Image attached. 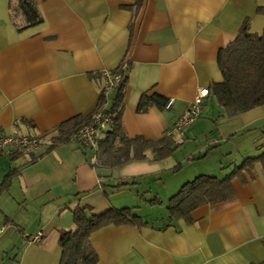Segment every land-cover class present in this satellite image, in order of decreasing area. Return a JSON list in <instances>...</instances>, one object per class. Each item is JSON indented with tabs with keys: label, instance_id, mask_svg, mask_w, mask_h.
Wrapping results in <instances>:
<instances>
[{
	"label": "crops",
	"instance_id": "0c3cea01",
	"mask_svg": "<svg viewBox=\"0 0 264 264\" xmlns=\"http://www.w3.org/2000/svg\"><path fill=\"white\" fill-rule=\"evenodd\" d=\"M34 1L42 21L20 29L23 15L14 11L10 0H0V134L43 138L36 149L0 152V264H59V230H72V210L85 205L92 214L109 206H133L148 223L141 228L109 224L93 232L89 241L98 255L95 264L263 261L264 169L260 163L245 182L232 180L231 200L196 209L190 224L178 219L163 228L166 218L158 222L141 212L153 205L130 202L128 196L115 199L113 191L131 193L138 187L141 200L157 197L165 203L182 184L206 172L191 161L192 155L177 164L180 171H174L177 165L171 162L176 151L163 160L152 161L149 155L116 168H95L94 151L74 136L48 148L62 122L92 115L103 86L100 72L122 62L128 76L122 115L126 134L149 140L166 136L200 88L222 81L218 52L237 36L244 19H250L251 33L263 31L264 14L257 7L264 6V0H142L136 13L129 8L134 0ZM142 94H160L173 102L169 108L150 106L138 112ZM113 95L108 96V109ZM213 104L217 114L214 108L203 114ZM202 107L186 130L172 131L176 143L181 146L188 134L207 131L213 138L210 144L246 138L242 145L221 151L224 157L241 153L243 160L249 152H260L264 104L231 118L211 98ZM216 169L219 173L212 174L230 171L229 166ZM129 180L136 186L115 187ZM38 232L43 235L35 243L23 237Z\"/></svg>",
	"mask_w": 264,
	"mask_h": 264
},
{
	"label": "trees",
	"instance_id": "16d2710c",
	"mask_svg": "<svg viewBox=\"0 0 264 264\" xmlns=\"http://www.w3.org/2000/svg\"><path fill=\"white\" fill-rule=\"evenodd\" d=\"M12 3L14 11L24 17V26L20 29L42 21L34 0H10V4ZM141 3L142 0H134V4L129 8L136 13ZM257 12L264 14V6H258ZM249 27L250 19L245 18L237 36L219 50L217 63L223 79L220 82H212L208 88L207 98L214 100L222 109L223 115L229 118L264 104V29L257 34L251 33ZM129 29L131 32V23ZM111 71L120 75L108 109V113L112 115V122L96 140L95 162L92 166L116 168L131 160L148 159L149 155L152 161L170 157L180 146L171 135H166L159 140H149L142 136L129 137L126 134L122 122L124 94L128 82L125 63H120ZM102 99L99 97L97 106ZM167 100L160 94H142L136 110L144 112L150 106L162 109ZM90 118L91 116L76 115L62 122L57 127V133L52 137L48 150L70 141L79 128L89 122ZM256 163H260L264 169V145L260 146V152L257 155L246 156L223 177L199 174L182 184L165 203L157 197L145 202L150 205L165 206L167 222L161 225L163 228L168 227L169 222L178 219L190 224L194 221L193 212L196 209L231 200L235 195L232 180L238 178L245 182L247 178H251ZM180 168L181 166L177 165L174 171ZM16 172L17 168L11 170L6 178ZM134 182L133 180L120 181L115 184V187ZM90 211L91 207L88 205L76 206L72 210L74 228L59 230L58 245L61 250L59 264H95L98 261V255L90 244L89 237L104 226L113 224L141 228L148 225L143 217L135 212L133 206L119 208L109 206L99 214H92ZM252 264H264V260Z\"/></svg>",
	"mask_w": 264,
	"mask_h": 264
},
{
	"label": "built area",
	"instance_id": "2783aa9c",
	"mask_svg": "<svg viewBox=\"0 0 264 264\" xmlns=\"http://www.w3.org/2000/svg\"><path fill=\"white\" fill-rule=\"evenodd\" d=\"M103 80L101 89L100 104L92 113L89 122L82 125L79 130L74 134V137L79 143L92 151L96 150V140L99 135L109 128L112 122V115L108 113V96L113 92L116 87L120 75L114 74L111 70L105 69L100 72ZM208 96V88H200L196 93L194 99L190 102L188 108L177 119L172 130L167 131V135H171L172 131L186 130L200 115L202 106ZM173 102V98H169L165 104V108H169ZM43 142L41 136L34 135H5L0 134V152L4 150L13 149H36ZM43 233L38 232L34 235H23L29 242L35 243L40 240Z\"/></svg>",
	"mask_w": 264,
	"mask_h": 264
},
{
	"label": "rangeland",
	"instance_id": "374dc122",
	"mask_svg": "<svg viewBox=\"0 0 264 264\" xmlns=\"http://www.w3.org/2000/svg\"><path fill=\"white\" fill-rule=\"evenodd\" d=\"M212 108H214V110H215L214 113L216 115L217 114V112H216L217 108H216L215 104L206 106L203 114H207V115L210 114L212 111ZM211 129H213L214 131L216 130L215 126H212L210 128V130ZM194 134L195 133L192 132V134H188V137H185L183 139V142H184L183 145H181L176 150L175 154L171 158L172 164L177 165L179 163H184V161L186 160V157L192 155L191 159H193V160H191V161H196L195 164L197 166H199V168L205 167V169H206L205 170L206 172H202L201 174H208V175L215 176L218 174H212V173L218 172V171L215 172L216 168H217L216 170H219V169L221 170L222 167L229 166L231 169V167H233L234 165H236V164L238 165L241 163L242 158H239L242 156L241 153H239V154L235 153V155H233V156L224 157V156H222L221 151L225 150L226 148H228L232 144H235L236 146L242 145L243 142L246 140V138L236 136V137H234V139L231 143H226L225 141H220V142H218V144H210V140L213 138L210 137L209 132L206 131V134L205 133L204 134H197V136H194ZM214 138L219 140V136L216 134H215ZM203 155H205V156H203ZM246 155L252 156V155H256V154H254V152H249V154H246ZM212 169H214V170H212ZM225 173H227V172H225ZM167 174H171V173H167ZM223 175H225V174H222V175L219 174L216 177H223ZM131 186L134 187V186H136V184H133ZM137 189H138V191H141L140 188H138V187H134L135 191L131 192V193H129V192L124 193L125 192L124 190H127V189H118V190H114L112 195L115 199H120L122 196H128L129 198H131L130 202L135 201V203L140 204V205L146 204L145 200H141V196L136 193ZM155 189H156V186L153 188V190L155 191ZM140 194H142V193H140ZM145 197L149 198L150 196H148V194H145ZM167 200H168V196L165 199V201H167ZM153 206L154 207L148 211L143 209L144 208L143 207L141 209V212L142 213H150L149 214L150 216L158 218V222H161L167 216L165 206L164 205H153Z\"/></svg>",
	"mask_w": 264,
	"mask_h": 264
}]
</instances>
